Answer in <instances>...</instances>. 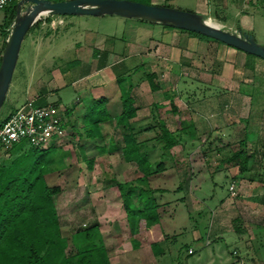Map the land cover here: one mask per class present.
<instances>
[{"label": "rangeland", "instance_id": "obj_1", "mask_svg": "<svg viewBox=\"0 0 264 264\" xmlns=\"http://www.w3.org/2000/svg\"><path fill=\"white\" fill-rule=\"evenodd\" d=\"M167 3L165 5L195 11L193 4L188 0H171ZM30 4V1H25L22 9ZM9 9V7H5L0 10V28H2V23L7 21L6 16ZM40 20L41 23L29 30L23 40L13 82L0 112L3 116L20 107L29 97L40 95L41 89L44 87H47L51 92L47 96V101L56 104L66 119H68L66 107L76 103L78 96L86 97L84 100L86 103L92 101L93 97L89 93L86 94L84 88L90 82H100L101 75L99 73L92 74L87 79L75 83H72V77L76 76V73L80 74L81 71H87L89 67L94 68L100 64L102 59L99 55H94L97 45H100L103 50L112 52L113 59H119L122 55L136 52L138 61L135 62V65H138L139 70L132 74L134 80L150 83L147 74L154 72L157 74L154 79L157 84L166 88L169 84L175 86L174 81L160 70L163 63L145 54L148 51H152L153 55L156 54L154 46L149 47L145 40V34L149 32V29L156 30L171 26L118 14H66L61 16L46 14ZM142 28L144 33H142ZM258 36L256 37L260 40ZM37 47L42 51L39 59L35 61L34 53L37 51ZM142 49L147 52H141ZM254 56L259 57L255 54ZM77 57L82 59V64L80 67L72 69ZM28 63L33 70L37 71H32L33 73L28 74L26 79L21 74V68ZM117 68H120V65ZM59 69L68 73L63 80H60V83L57 79ZM120 82L123 86L126 84V79ZM58 86L59 90H55ZM175 90L185 91L178 90L177 87ZM242 91L244 90L242 89ZM185 92L190 93L188 97L191 98H194L198 93L195 89H188ZM201 92L202 95L210 94L206 89ZM154 95L156 99L167 96L162 91H156ZM205 119L196 121L198 125L196 135L194 133L192 137H176L177 142L172 147L165 146L160 122L154 124L156 129L150 131L147 136L139 135L137 139L149 144L147 145L148 150L143 147L142 150L148 152L153 168L157 163H163L165 167L161 171L153 173L144 182L138 181L139 177L143 175L140 170L137 175L133 173L131 177L127 176L128 173L123 174V179H126L124 182L136 185V192L131 197L132 204L143 206L138 199V187H145L153 189V195L157 204L160 205L159 211L164 218L163 225L169 231V239L166 243L169 251L162 258L161 264H237L239 263L236 260L238 254L244 255L245 258L248 255L245 248V245H248H244L246 240L244 241L242 234L248 224L249 213L252 215L251 221L264 223V211L259 209V204H264V195L260 196L257 202H254L257 196L251 197L254 200L251 199L250 203L254 202V207H250L252 211L249 213L247 203L244 201V198L250 197L251 192L261 191L260 195L264 194V184H260V188L249 190V181L244 179L250 174L252 177L253 173L256 176H264V116L261 114L256 119L252 117L251 122L243 120L210 122ZM88 123H92V120H88ZM246 131L251 142L248 141L247 144L240 145L239 141L245 137ZM17 143L24 145V148L29 146L27 141L22 140ZM84 143L83 138L77 136L57 142V147L52 152L54 161L50 162L53 171L46 175L50 183L62 187L61 193L57 194L55 198L66 233H70L77 227L87 226L84 223L86 221L84 210L86 213L90 210L88 201L91 206L93 204L88 196V190L92 188L88 185V181L100 177L102 180L106 179L105 183L110 185L113 183V181L110 183L111 176L118 172L117 169L107 165L108 153L105 154L101 150L94 149L93 145L86 148ZM240 147L249 152L254 151L256 155L250 160L251 172L242 176H239L238 165L225 161L232 151ZM6 155L10 156V153ZM62 156H64L63 161H59ZM91 164L92 166H90ZM137 176L138 178L135 180ZM131 178L133 179L131 180ZM85 180L86 182L83 183ZM234 181L238 192L236 197L232 196L230 192V185ZM106 186L107 184L102 185L103 188ZM161 189H165V191ZM200 197L203 199L201 205H199ZM222 202L225 203L222 204ZM233 204H235L234 208L238 210L236 213L235 209L232 211L225 209V205L231 207ZM212 209H215L214 222L212 221ZM235 217L238 218L235 219ZM217 219L218 227L221 226V228L215 225ZM216 229L223 235L217 238L211 246H205V239L214 235ZM262 230L263 233L256 242V246L259 249L261 247L260 251L264 250V227ZM196 233L202 237L195 238ZM188 244L194 248L188 249ZM214 248L215 262L210 259L209 255V252H212ZM237 252L238 254H236ZM240 264L251 263L247 260L246 263L241 262Z\"/></svg>", "mask_w": 264, "mask_h": 264}, {"label": "crops", "instance_id": "obj_2", "mask_svg": "<svg viewBox=\"0 0 264 264\" xmlns=\"http://www.w3.org/2000/svg\"><path fill=\"white\" fill-rule=\"evenodd\" d=\"M151 1L159 4H168L167 2L171 0ZM188 1L193 4L192 6L196 12L212 17L226 28L252 32L255 37L259 35L260 40L257 37L256 39L263 43L264 0ZM2 20L4 22V19ZM143 31L144 29L142 28V33H144ZM145 40H147L149 47L154 46L153 49L158 56L156 54V56L153 55L152 51L147 52L142 49L141 52H147L145 54L148 57L156 58L163 63V66H160V70L174 81L175 86L169 84L166 88L159 84V89H155L153 92L150 83L134 80L132 76L139 70L137 68L138 65H135V62L138 61L136 60L138 58L136 52L125 53L126 55H122L119 59H113L114 54L112 52L103 50L100 45H97L94 49V55H99L102 59L100 64L94 68L89 67L87 71H81L80 74L76 73V76L72 77V83H75L87 79L92 74L99 73L101 75L100 79L102 80H99L100 82H90L84 88L86 94L89 93L93 97L92 101L86 103L84 101L86 97L80 95L77 97L76 103L71 106H65L67 108L66 114L68 115V130L63 140L71 137L73 139L76 136L83 138L84 147L88 148L93 145L94 149L101 150L105 154L108 153L107 165L118 171H115L116 175L111 176L110 183L111 181L113 183L110 185L105 183L106 179L102 180L100 177H95L88 181V185L92 186L88 190V196L93 201V204L91 206L90 201H88L90 210L87 213L84 210L86 216L84 223L87 226L93 223L99 224L105 244L109 248L111 261L118 264H161L162 258L169 251L166 245L169 239V231L163 225V215H161L159 223L151 225L141 233L132 234L128 214L123 204V196L116 183V179L121 182L126 180L123 179L124 173H128V177H131L133 173L136 175L139 173L137 163L124 157L125 129L117 124V117L124 110L123 89L131 88V95L134 98L137 112L134 117L129 119L130 131L145 150L149 149L147 147L149 144L145 141H139L137 137L139 135L147 136L150 131L157 128L154 125L157 122H160L161 125L165 123L172 133L179 138L192 137L194 133L196 135L198 131L196 121H204V118L210 122L226 120L251 122L252 117L256 119L261 114L264 116L263 57L254 56L252 53L250 54L216 38L194 34L185 29L179 30L171 27H163L156 30L149 29V32L145 34ZM77 44L79 43L77 42ZM36 49L37 51L34 53L35 61L39 59L43 48L41 46L42 50H39L38 47ZM99 52L101 53L99 54ZM81 64L82 59L80 57L75 58V64H73L74 67L72 69L80 67ZM119 65L120 68H117ZM34 69L36 68L34 67ZM32 71L37 70H33L29 63L21 68V74L26 79L28 74L33 73ZM66 74L68 73L59 69L57 76L59 83ZM120 78H123L122 80L126 79V84H123V86V81L120 82ZM125 86L128 88H123ZM26 87L29 86L26 85ZM175 87L178 90L183 89L185 91L195 89L198 93H196L194 98H191L188 97L190 93L185 91L178 92ZM59 88L58 86L55 90H59ZM203 89H206L210 94L202 95L200 91H203ZM156 91L165 93L167 95L166 98L156 99L154 95ZM49 94L51 92L47 87L41 89V97H45L48 100L47 96ZM102 99L103 106L107 110L109 117L99 122V130L88 131L90 123H88L87 118L90 108ZM193 116L196 117L194 118ZM247 135L246 131L245 136ZM250 175L244 178L249 181V190L251 188L255 190L256 187L260 188V184H264L263 175L256 176L254 173L252 177ZM137 178L138 176L135 177V180ZM85 182L86 180L83 183ZM105 184L107 186L103 188L102 185ZM161 190L165 191V189ZM260 192H251L250 197L248 196L249 198H244L247 203L248 213L252 211L250 207H254V202H257L260 196L264 195H260ZM85 193L87 194V191ZM251 197H256L253 203H250ZM202 203L203 199L200 197L199 205ZM224 203L222 202V204ZM259 205V209L264 211V204L261 205L260 203ZM234 206L235 204L231 205V207H226L225 205V209L232 211L235 209ZM84 207L86 208V205ZM215 209H212L213 222ZM236 212H238L237 209H235ZM249 216L248 224L243 229L244 234H242V236L244 235V241L246 240L244 245H248H245L248 255L245 258L244 255L241 256L237 252L236 260L239 261L237 264L246 263L247 260L251 264H264V250L260 251L261 247L259 246V249L256 246L257 239L263 233L262 227H264V223L251 221V213H249ZM221 218L223 219V217ZM218 219L216 220V227L219 225ZM218 228H221V226ZM216 230L214 235L205 239V246H211L217 238L223 235L218 229ZM134 237L139 241V245L136 247L133 246ZM200 237H202L200 234H195V238ZM153 243H156L155 250L157 251L152 247ZM188 245V249L193 247L190 244ZM214 254H216L215 248L212 252H209L211 260L215 259Z\"/></svg>", "mask_w": 264, "mask_h": 264}, {"label": "trees", "instance_id": "obj_3", "mask_svg": "<svg viewBox=\"0 0 264 264\" xmlns=\"http://www.w3.org/2000/svg\"><path fill=\"white\" fill-rule=\"evenodd\" d=\"M18 2L19 0H13L7 6L10 8L6 16L7 21L0 28V63L10 33L9 28L16 16ZM39 23L41 20H38L30 30ZM156 75L154 72L147 74L152 89L159 88V84L154 80ZM122 100L124 110L117 117V124L125 129L124 157L137 163L143 173L138 181L144 182L153 173L161 171L165 165L157 163L153 168L148 152L142 150L141 143L137 142L135 135L130 131L129 119L137 112L131 88L123 89ZM37 102L48 103L46 98L41 96ZM6 116L0 114V124L5 121ZM106 117L109 115L102 99L90 108L87 119L92 120V123L88 131L99 130V122ZM162 130L165 146L175 145L177 138L165 123H162ZM249 140L248 135L245 136L239 141L240 145L247 144ZM24 147L15 143L11 148L0 149V264H113L98 223L77 227L70 233L64 230L55 198L61 193L62 187L50 184L46 177L47 173L53 171L50 162L54 161L52 152L55 151L57 142L47 146L29 144L27 148ZM7 153H10V156H7ZM255 157L254 151L249 152L240 147L232 151L225 161L238 165L239 176H242L250 172V160ZM63 159L64 156L59 161ZM117 185L124 198L132 234L141 233L160 221V205L157 204L152 188L137 186L138 199L143 206H135L131 197L136 192V185L120 181ZM138 245L139 241L134 237L133 246ZM155 245L156 243L152 244L154 250Z\"/></svg>", "mask_w": 264, "mask_h": 264}, {"label": "water", "instance_id": "obj_4", "mask_svg": "<svg viewBox=\"0 0 264 264\" xmlns=\"http://www.w3.org/2000/svg\"><path fill=\"white\" fill-rule=\"evenodd\" d=\"M25 1L31 4L22 9ZM46 14L138 17L177 28L196 31L264 58V44L254 34L207 21L206 15L159 3L140 0H19L16 16L0 63V112L9 94L23 40L30 28Z\"/></svg>", "mask_w": 264, "mask_h": 264}, {"label": "built area", "instance_id": "obj_5", "mask_svg": "<svg viewBox=\"0 0 264 264\" xmlns=\"http://www.w3.org/2000/svg\"><path fill=\"white\" fill-rule=\"evenodd\" d=\"M12 1L0 0V10ZM39 98L40 95L29 97L20 107L7 114L0 124V149L11 148L22 140L34 146H47L65 138L68 130L66 116L54 103H38ZM230 192L234 197L238 194L235 181L230 185Z\"/></svg>", "mask_w": 264, "mask_h": 264}, {"label": "bare ground", "instance_id": "obj_6", "mask_svg": "<svg viewBox=\"0 0 264 264\" xmlns=\"http://www.w3.org/2000/svg\"><path fill=\"white\" fill-rule=\"evenodd\" d=\"M207 21L214 24V25L222 26V24L219 21L213 19L212 17H208Z\"/></svg>", "mask_w": 264, "mask_h": 264}]
</instances>
